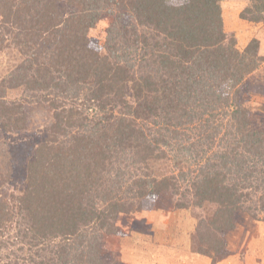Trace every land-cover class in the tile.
I'll list each match as a JSON object with an SVG mask.
<instances>
[{"label":"trees","instance_id":"1","mask_svg":"<svg viewBox=\"0 0 264 264\" xmlns=\"http://www.w3.org/2000/svg\"><path fill=\"white\" fill-rule=\"evenodd\" d=\"M224 1L0 0V51L20 55L0 141L48 111L0 193V264H121L119 215L169 203L215 264L241 215L264 223V56L225 32ZM244 1L239 18L264 25V0Z\"/></svg>","mask_w":264,"mask_h":264},{"label":"rangeland","instance_id":"2","mask_svg":"<svg viewBox=\"0 0 264 264\" xmlns=\"http://www.w3.org/2000/svg\"><path fill=\"white\" fill-rule=\"evenodd\" d=\"M221 6L224 30L233 35L238 48H244L250 39L256 38L259 53L264 56V25L250 24L239 18L245 1L228 0ZM107 23L108 20H101L94 30V37L100 43L104 41ZM19 60L20 55L10 48L1 50L0 78ZM31 112L33 121L28 130L0 141V193L3 195L17 193L23 173H19L23 169L20 161L30 157L42 140L48 111L37 108ZM5 148L7 154H3ZM196 221L191 212L176 211L170 203L162 209L146 208L142 212L120 214L117 226L121 236L110 242L111 249L121 264H215L197 253L193 242ZM226 241L228 255L216 264H264L263 222L241 215L236 228L226 234Z\"/></svg>","mask_w":264,"mask_h":264},{"label":"crops","instance_id":"3","mask_svg":"<svg viewBox=\"0 0 264 264\" xmlns=\"http://www.w3.org/2000/svg\"><path fill=\"white\" fill-rule=\"evenodd\" d=\"M261 50H262V48H261Z\"/></svg>","mask_w":264,"mask_h":264}]
</instances>
